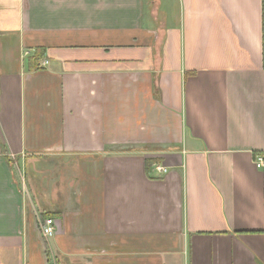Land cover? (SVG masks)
I'll return each instance as SVG.
<instances>
[{
    "label": "crops",
    "instance_id": "0c3cea01",
    "mask_svg": "<svg viewBox=\"0 0 264 264\" xmlns=\"http://www.w3.org/2000/svg\"><path fill=\"white\" fill-rule=\"evenodd\" d=\"M260 152L264 0H0V264H264Z\"/></svg>",
    "mask_w": 264,
    "mask_h": 264
},
{
    "label": "built area",
    "instance_id": "2783aa9c",
    "mask_svg": "<svg viewBox=\"0 0 264 264\" xmlns=\"http://www.w3.org/2000/svg\"><path fill=\"white\" fill-rule=\"evenodd\" d=\"M254 164L259 169H264V153H256L254 156ZM155 170L161 174L166 173L168 171V168L161 163H157L155 166ZM45 221H41V227L44 235L50 236L54 233L55 227L53 225V220L51 218L44 219Z\"/></svg>",
    "mask_w": 264,
    "mask_h": 264
},
{
    "label": "trees",
    "instance_id": "16d2710c",
    "mask_svg": "<svg viewBox=\"0 0 264 264\" xmlns=\"http://www.w3.org/2000/svg\"><path fill=\"white\" fill-rule=\"evenodd\" d=\"M43 54H44V52L42 50L37 49L35 55L33 56V58H31L32 62H34V64H37L38 60L43 56ZM2 149H3L4 152L6 151V149H5V147L3 145H2ZM50 215H51V213H49V212L48 213H44L43 214V219H46Z\"/></svg>",
    "mask_w": 264,
    "mask_h": 264
},
{
    "label": "rangeland",
    "instance_id": "374dc122",
    "mask_svg": "<svg viewBox=\"0 0 264 264\" xmlns=\"http://www.w3.org/2000/svg\"><path fill=\"white\" fill-rule=\"evenodd\" d=\"M173 12L177 15L179 12V7H176L175 9H173ZM27 173L30 174V169L28 168Z\"/></svg>",
    "mask_w": 264,
    "mask_h": 264
}]
</instances>
